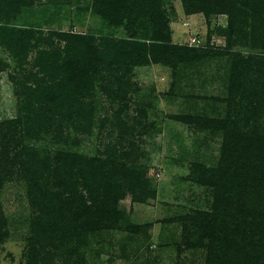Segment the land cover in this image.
Instances as JSON below:
<instances>
[{"label":"rangeland","instance_id":"374dc122","mask_svg":"<svg viewBox=\"0 0 264 264\" xmlns=\"http://www.w3.org/2000/svg\"><path fill=\"white\" fill-rule=\"evenodd\" d=\"M143 1L0 0V264H264V0Z\"/></svg>","mask_w":264,"mask_h":264},{"label":"trees","instance_id":"16d2710c","mask_svg":"<svg viewBox=\"0 0 264 264\" xmlns=\"http://www.w3.org/2000/svg\"><path fill=\"white\" fill-rule=\"evenodd\" d=\"M181 1L184 3L186 0H181ZM143 2L151 4L152 0H147V1H143ZM146 3H145V5H147ZM184 4H186V3H184ZM202 5H204L205 8L201 5H196L195 7L197 8V10H194V11L203 12L205 16L217 14V15H226L228 17L227 18L228 30H226L227 27L226 28H223V27L218 28L219 33L217 35L219 37H222L225 39V44H226L225 48L230 47V35L232 33V29L233 28L235 29L237 24H238V23L235 24V20H234V18H235L234 13H237V9H238V8H234V1L233 0H204V3H202ZM189 11H190V9H185V12L188 13ZM196 12H193V13H196ZM190 13L192 14V12H190ZM167 32H168V29H167L166 22L163 21V23L161 22V27H160L159 32H158L159 35L157 36V38H160V40L164 41V39H166V37H167L166 36ZM62 37L67 38L64 34L62 35ZM185 46H188V45H185ZM150 47H154V46H150ZM188 47H192V46H188ZM193 47H195V46H193ZM151 57H153V56H151ZM18 151L19 150H17V152L15 154H12V153H10V151H7L5 149V146H4V151L2 152V154H0V167H1V164H4V163H7L8 165L10 164V167L8 166L9 171H10L15 166V164H18L17 159H19V156H20ZM68 211H70V209H68ZM1 213L2 212L0 211V241L3 239V237H5L7 235V231H5L6 221H5V218L3 217V215ZM59 213L62 214L63 211L60 210ZM87 218H88V216H87ZM208 219L212 220L209 216H208ZM88 220H91V219L88 218ZM216 225H218V224L212 220L211 221V227H215ZM46 226H48V224H45V226L40 225V227L35 230V235L38 234L37 237H39L40 239L46 238V233H47Z\"/></svg>","mask_w":264,"mask_h":264},{"label":"built area","instance_id":"2783aa9c","mask_svg":"<svg viewBox=\"0 0 264 264\" xmlns=\"http://www.w3.org/2000/svg\"><path fill=\"white\" fill-rule=\"evenodd\" d=\"M198 43H199V41L196 40L195 38L190 39V45H191V46H196Z\"/></svg>","mask_w":264,"mask_h":264}]
</instances>
